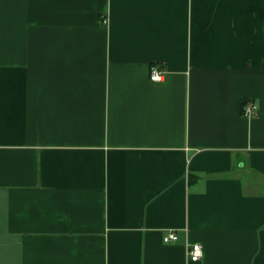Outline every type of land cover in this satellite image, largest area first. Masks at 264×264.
Returning a JSON list of instances; mask_svg holds the SVG:
<instances>
[{
	"label": "crops",
	"instance_id": "1",
	"mask_svg": "<svg viewBox=\"0 0 264 264\" xmlns=\"http://www.w3.org/2000/svg\"><path fill=\"white\" fill-rule=\"evenodd\" d=\"M0 264H264V0H0Z\"/></svg>",
	"mask_w": 264,
	"mask_h": 264
},
{
	"label": "built area",
	"instance_id": "2",
	"mask_svg": "<svg viewBox=\"0 0 264 264\" xmlns=\"http://www.w3.org/2000/svg\"><path fill=\"white\" fill-rule=\"evenodd\" d=\"M164 76H165V73L163 72V70H159L156 67L152 68L151 80L160 82L163 80ZM242 112L246 118L251 119L258 114V107L255 104V102L251 100H247L243 103ZM163 240L167 244L174 243L179 240V235L176 232L171 231L167 235L164 236ZM187 248H188V257L190 261L199 262L204 257L203 245L198 244V243L188 244Z\"/></svg>",
	"mask_w": 264,
	"mask_h": 264
}]
</instances>
